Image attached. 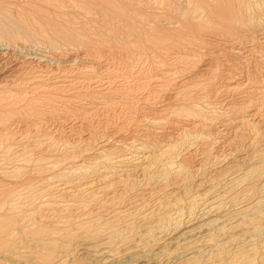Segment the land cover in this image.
Segmentation results:
<instances>
[{
    "label": "rangeland",
    "instance_id": "374dc122",
    "mask_svg": "<svg viewBox=\"0 0 264 264\" xmlns=\"http://www.w3.org/2000/svg\"><path fill=\"white\" fill-rule=\"evenodd\" d=\"M0 1V264H264V0Z\"/></svg>",
    "mask_w": 264,
    "mask_h": 264
},
{
    "label": "bare ground",
    "instance_id": "6f19581e",
    "mask_svg": "<svg viewBox=\"0 0 264 264\" xmlns=\"http://www.w3.org/2000/svg\"><path fill=\"white\" fill-rule=\"evenodd\" d=\"M7 1H9V0H6L5 2H7ZM12 1V0H11ZM10 1V2H11ZM30 1V0H29ZM104 1V0H103ZM108 0H106V2H107ZM16 2V1H15ZM23 2V1H22ZM31 3H32V1H30ZM47 2V1H46ZM108 2H110V1H108ZM230 2H231V0H230ZM229 2V3H230ZM28 3V2H27ZM39 3V2H38ZM215 3V2H214ZM226 3V2H225ZM25 4V3H24ZM33 4V3H32ZM227 4V3H226ZM241 4V3H240ZM17 5H19V4H17ZM22 5V4H21ZM26 5V4H25ZM109 5V4H108ZM0 6H1V1H0ZM26 6H29V5H26ZM34 6V5H33ZM217 6V5H216ZM230 6H232V5H230ZM236 6V5H235ZM23 7V6H22ZM1 8H2V6H1ZM21 8V7H20ZM25 8V10H26V7H24ZM218 8V7H217ZM217 8H215V9H217ZM219 8H221V7H219ZM222 8H224L223 7V5H222ZM14 9V8H13ZM29 9V8H28ZM112 9V8H111ZM210 9V8H209ZM225 9V8H224ZM105 10H108V9H105ZM218 10V9H217ZM216 10V11H217ZM34 11V10H33ZM206 11H209V10H206ZM219 11V10H218ZM223 11V10H222ZM20 12V11H19ZM24 12V11H23ZM220 12V11H219ZM224 12V11H223ZM228 12V11H227ZM7 13H8V11H7ZM21 13V12H20ZM25 13V12H24ZM29 13V12H28ZM217 13V12H216ZM13 14H14V12H13ZM12 15V14H11ZM25 15V14H24ZM216 15V14H215ZM15 16V15H14ZM26 16H27V13H26ZM31 16V15H30ZM217 16V15H216ZM222 16V15H221ZM13 17V16H12ZM25 17V16H24ZM28 17H29V14H28ZM225 17V16H224ZM26 18V17H25ZM52 18V17H51ZM236 18V17H235ZM229 19V18H228ZM18 20V19H17ZM16 20V21H17ZM32 20V19H31ZM54 20V19H53ZM223 20V19H222ZM28 21H30V20H28ZM33 21V20H32ZM45 21V20H44ZM46 22V21H45ZM49 22H51V21H49ZM226 22V21H225ZM18 23V22H17ZM232 23H233V21H232ZM37 24V23H36ZM54 24H56V23H54ZM1 26V25H0ZM3 26V25H2ZM4 27V26H3ZM3 27H1V28H3ZM6 27V26H5ZM0 28V29H1ZM15 28H17V27H15ZM19 28V27H18ZM55 28V27H54ZM5 29V28H4ZM14 29V28H13ZM22 29V28H21ZM26 29V28H25ZM59 29V28H58ZM64 29V28H63ZM2 30V29H1ZM10 30V29H9ZM20 30V29H19ZM34 30V29H33ZM11 31V30H10ZM17 31V30H16ZM4 32V31H3ZM3 32H0V34H3ZM13 32L15 33V30H13ZM62 32V31H61ZM18 33V32H17ZM4 34H5V32H4ZM31 34V33H30ZM15 35V34H14ZM18 35V34H17ZM57 35V34H56ZM9 36V35H8ZM21 36V35H20ZM7 38V37H6ZM11 46V45H10ZM11 48V47H10ZM25 49V48H24ZM0 56H1V52H0ZM4 56V55H3ZM7 56V55H6ZM5 58V57H4ZM11 58V57H10ZM1 60H3V59H1ZM18 61V60H17ZM16 61V62H17ZM12 63V62H11ZM4 65H5V63H3ZM1 62H0V70H1V67H2V65H3ZM18 64V63H17ZM16 65V64H15ZM12 66V65H11ZM21 67V66H20ZM10 68V67H9ZM18 68V66H15L14 67V70H16ZM6 69V68H5ZM8 69V68H7ZM13 70V71H14ZM2 71V70H1ZM1 71H0V74H1ZM9 72V71H8ZM12 73V72H11ZM15 73V72H14ZM3 74V73H2ZM10 74V73H9ZM2 76V75H1ZM183 80V79H182ZM181 81V80H180ZM17 86V85H16ZM249 89V88H248ZM245 90V89H244ZM261 93V92H260ZM29 97V96H28ZM28 97H26V98H28ZM23 98V97H22ZM28 99H30V98H28ZM21 100V99H20ZM23 100V99H22ZM24 101V100H23ZM27 101H29V100H27ZM255 101V100H254ZM25 102H26V100H25ZM3 103H5V102H3ZM16 103V102H15ZM18 104V103H17ZM196 104V103H195ZM249 104H250V102H249ZM254 104V103H253ZM190 105V104H189ZM4 106H5V104H4ZM188 106V105H187ZM2 107H3V105H2ZM5 107H7V106H5ZM10 107V106H9ZM15 107V106H14ZM190 107V106H189ZM188 107V108H189ZM245 107H247V106H245ZM253 107V106H252ZM239 108V107H238ZM192 109V108H191ZM194 109V108H193ZM260 109V108H259ZM184 110V109H183ZM195 110V109H194ZM193 110V111H194ZM242 110V109H241ZM190 111V110H189ZM188 112V111H187ZM194 113V112H193ZM196 113V112H195ZM180 114V113H179ZM249 114V113H248ZM178 115V114H177ZM188 115V114H187ZM191 115V114H190ZM192 115H194V114H192ZM191 115V116H192ZM197 115V114H196ZM182 116V115H181ZM263 116V115H262ZM187 119H189V118H187ZM195 119V118H194ZM203 119V118H202ZM236 120V119H235ZM263 120V119H262ZM154 121V120H153ZM231 121V120H230ZM256 121V120H255ZM172 122V121H171ZM174 122V121H173ZM168 124V123H167ZM162 127V126H161ZM236 127V126H235ZM238 127V126H237ZM240 128V127H239ZM155 131V130H154ZM153 131V132H154ZM191 131V130H190ZM194 131V130H193ZM237 131V130H236ZM152 132V131H151ZM157 132V131H156ZM163 134V133H162ZM188 134V133H187ZM193 134V133H192ZM160 135V134H159ZM175 135V134H174ZM163 136V135H162ZM185 136V135H184ZM200 136V135H199ZM172 139V138H171ZM129 140V139H128ZM134 143V142H133ZM168 143V142H167ZM147 148V147H146ZM142 150V149H141ZM145 155V154H144ZM142 156V155H141ZM140 156V157H141ZM148 157V156H147ZM147 157L146 156H143V157H141L140 159L142 160V161H146V159H147ZM146 163V162H145ZM115 170V169H114ZM123 176V175H122ZM112 180V179H111ZM112 182V181H111ZM115 184V183H114ZM64 185V184H63ZM62 190V189H61ZM100 190V189H99ZM3 196V195H2ZM4 196H8V194L6 193V195H4ZM4 198V197H3ZM8 198V197H7ZM108 199V198H107ZM4 200V199H3ZM7 200V199H6ZM1 203V202H0ZM106 203V202H105ZM52 215V214H51ZM17 222V221H16ZM35 227V226H34ZM5 228V227H4ZM3 228V229H4ZM0 231H2V224H0ZM32 231V230H31ZM8 232V231H7ZM36 232V231H35ZM34 232V233H35ZM14 235V234H13ZM30 235H32V234H30ZM5 236V235H4ZM2 237H3V235H2ZM6 240V239H5ZM12 246V245H11ZM90 249V248H89ZM12 251V250H11ZM14 256V255H13Z\"/></svg>",
    "mask_w": 264,
    "mask_h": 264
}]
</instances>
